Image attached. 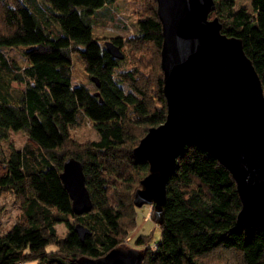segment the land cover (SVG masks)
<instances>
[{"label":"trees","instance_id":"1","mask_svg":"<svg viewBox=\"0 0 264 264\" xmlns=\"http://www.w3.org/2000/svg\"><path fill=\"white\" fill-rule=\"evenodd\" d=\"M108 1L0 0V135L9 128L27 135L21 147L0 154V191L19 200L15 220L0 231V264H80L79 255L103 254L136 224L133 192L148 161L132 148L166 115L161 23L156 0H147L136 16V32L111 36L120 47L126 44L133 59L123 66L124 56L112 55L93 35L95 12ZM214 1L208 15H217L221 31L241 38L264 92V0H249L250 7ZM3 47H19L25 64ZM73 52L99 85L73 81ZM85 119L98 136L78 140L70 129ZM70 155L81 161L92 199L81 213L72 211L59 176ZM240 205L230 170L187 143L166 180L163 219L156 221L160 233L153 247L142 248L143 264H264V225L238 224ZM77 220L90 228L83 239L73 227ZM147 238L137 233L134 241Z\"/></svg>","mask_w":264,"mask_h":264},{"label":"water","instance_id":"2","mask_svg":"<svg viewBox=\"0 0 264 264\" xmlns=\"http://www.w3.org/2000/svg\"><path fill=\"white\" fill-rule=\"evenodd\" d=\"M214 0H156L161 23L160 67L166 101L165 118L133 146L148 161V171L133 192V202L152 205L161 222L165 185L177 155L187 143L217 157L232 173L241 200L236 214L242 226L264 225V92L260 76L241 38L221 31ZM106 49L123 57L120 45ZM99 85L96 75H90ZM97 93V91H94ZM74 213L89 210L92 199L81 161L70 155L59 171ZM80 239L90 228L73 224ZM141 248L114 245L100 255L81 254L80 264H143Z\"/></svg>","mask_w":264,"mask_h":264},{"label":"rangeland","instance_id":"3","mask_svg":"<svg viewBox=\"0 0 264 264\" xmlns=\"http://www.w3.org/2000/svg\"><path fill=\"white\" fill-rule=\"evenodd\" d=\"M237 4H244L250 7L249 0H237ZM147 5V0H110L100 10L95 12L96 26L93 27V35L99 37L102 42L105 39L111 38L114 35H128L136 32V16L143 12V8ZM116 13L114 16L113 12ZM213 16V15H211ZM209 16V17H211ZM119 21V23H118ZM123 21V24L120 23ZM119 24V25H118ZM126 24V25H125ZM121 49L124 52L122 58L123 66L129 67L132 62L130 53L126 44ZM5 53L14 57L19 64H25L26 59L22 55L19 47H3ZM72 74L74 82H81L93 88L94 81L85 70L81 57L73 52L72 55ZM14 86L22 85L15 80L12 82ZM72 136L78 140H86L88 138H96L98 133L89 119H85L80 124H75L70 129ZM27 140V135L23 128H9L5 136L0 135V154L7 155L11 146L21 147ZM152 205L150 203H143L136 207V224L132 229L126 233L127 237L123 239L122 245H133L144 248L145 245L154 246V240L157 239L160 233L158 223L152 218ZM19 211V200L12 191H0V231H5L11 223L15 220L17 212ZM60 232L66 230L62 222L57 223ZM137 233L149 234L150 239H144V243H135L134 238ZM49 248L54 247L53 244L48 245ZM22 264H36V260H27Z\"/></svg>","mask_w":264,"mask_h":264},{"label":"crops","instance_id":"4","mask_svg":"<svg viewBox=\"0 0 264 264\" xmlns=\"http://www.w3.org/2000/svg\"><path fill=\"white\" fill-rule=\"evenodd\" d=\"M72 55H73V53H72ZM72 55H71V57H72ZM26 59V58H25ZM26 61H27V59H26ZM71 70H72V65H71ZM16 81V80H15ZM13 82V81H12ZM17 82V81H16ZM13 84V83H12ZM22 84V83H21ZM19 86H23V84L22 85H19Z\"/></svg>","mask_w":264,"mask_h":264},{"label":"flooded vegetation","instance_id":"5","mask_svg":"<svg viewBox=\"0 0 264 264\" xmlns=\"http://www.w3.org/2000/svg\"><path fill=\"white\" fill-rule=\"evenodd\" d=\"M119 245H122V244H119ZM124 246H133V245H124ZM133 247H137V246H133ZM137 248H140V247H137Z\"/></svg>","mask_w":264,"mask_h":264},{"label":"built area","instance_id":"6","mask_svg":"<svg viewBox=\"0 0 264 264\" xmlns=\"http://www.w3.org/2000/svg\"><path fill=\"white\" fill-rule=\"evenodd\" d=\"M126 238H128L127 236H126ZM155 245V244H154ZM19 264H21V263H19Z\"/></svg>","mask_w":264,"mask_h":264}]
</instances>
